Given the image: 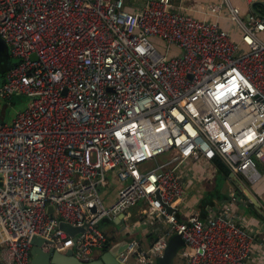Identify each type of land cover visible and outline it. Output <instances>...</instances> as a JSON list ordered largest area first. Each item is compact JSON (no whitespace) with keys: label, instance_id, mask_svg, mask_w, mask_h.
I'll return each instance as SVG.
<instances>
[{"label":"built area","instance_id":"obj_1","mask_svg":"<svg viewBox=\"0 0 264 264\" xmlns=\"http://www.w3.org/2000/svg\"><path fill=\"white\" fill-rule=\"evenodd\" d=\"M254 1L246 13L210 2L199 18L173 0L137 10L126 0H0V37L16 58L0 98L29 97L0 121L1 262L31 264L34 235L44 250L89 261L110 247L101 220L142 202V222L167 228L147 249L133 237L121 262L162 255L177 233L187 264L246 263L256 236L234 216L236 190L201 215L185 202L180 166L218 157L250 183L262 176L264 5L258 14Z\"/></svg>","mask_w":264,"mask_h":264},{"label":"crops","instance_id":"obj_2","mask_svg":"<svg viewBox=\"0 0 264 264\" xmlns=\"http://www.w3.org/2000/svg\"><path fill=\"white\" fill-rule=\"evenodd\" d=\"M145 1L146 0H126V7L129 10H137ZM217 1L219 0H173L175 4L184 6L189 13L199 18H208V16H205L204 13L200 11V6ZM236 4L246 13V10L248 9L246 3H244V6L238 3ZM209 18L213 17L209 15ZM222 24L228 28L232 27L233 29L231 28V30L233 37L238 38L236 28L233 26L230 27L229 22L226 20H223ZM3 78L4 73L2 74V81ZM261 163L262 165L259 170L262 173V176L257 182L250 183L243 179V177L230 174V176L226 178V181H228V188L223 191L214 189L211 186V178H214L217 174L216 166L212 162L203 159L198 162L188 160L180 166V171L186 179L189 191V195L185 202L193 208L198 209L201 215L207 213L206 207H209V205L214 208L220 206L221 203L229 197L231 191L233 189L236 190L239 196V200L234 206L236 219L256 236L252 254L245 264H264V161ZM214 192L215 197H213L212 201H209L210 194H213ZM207 196H209L208 199ZM105 197L108 202L115 199V185L109 190V192H106ZM143 214H145L144 204L139 202L129 207L124 214H119L113 220L102 221L100 226L110 237V247L118 244L121 246V250H124L126 247V241H130L134 237L139 240L143 249H147L150 246L148 240L149 236L154 233L157 234L158 231H163L167 228L166 223L158 220L143 223L142 221H145V219L142 220V217H144ZM181 215L184 216L183 214ZM139 222L142 223L139 224ZM104 252L105 251L102 250H96L94 258L100 257ZM185 253L186 247L184 246L179 249L177 256L174 258L173 264H187ZM139 261L140 260H137V257L132 256L126 263L135 264ZM0 264L4 263L0 261Z\"/></svg>","mask_w":264,"mask_h":264},{"label":"water","instance_id":"obj_3","mask_svg":"<svg viewBox=\"0 0 264 264\" xmlns=\"http://www.w3.org/2000/svg\"><path fill=\"white\" fill-rule=\"evenodd\" d=\"M264 5V0H255L251 3V8L258 14H261L258 8H255L256 5ZM0 47L5 50V54L8 53V45L3 38L0 37ZM48 211L51 212L53 209V204L48 205ZM166 208L169 212L173 208L169 205H166ZM60 228L64 229L71 235H75L77 231L82 230L80 226H73L69 222L61 221ZM157 234H151L149 236V245L151 246L157 240ZM46 241L45 238L39 235H34L31 239V264H130L123 263L118 258L117 255L121 250V246L118 244L112 245L107 251L101 254L98 258H93L89 261H81L73 254V249L68 248L65 252H61L54 248L49 250H44L42 248L43 243ZM130 241H126V246ZM184 245V240L182 237L175 233L172 234L168 239V244L164 250V253L160 256H157L153 259L141 260L135 264H173L174 258L177 256L179 249ZM126 248V247H125ZM139 250L142 249L140 246Z\"/></svg>","mask_w":264,"mask_h":264},{"label":"rangeland","instance_id":"obj_4","mask_svg":"<svg viewBox=\"0 0 264 264\" xmlns=\"http://www.w3.org/2000/svg\"><path fill=\"white\" fill-rule=\"evenodd\" d=\"M235 3L241 4L242 6H244V2L245 0H233ZM247 11V10H246ZM243 12V10H242ZM245 13V12H243ZM234 28H236V26H233ZM236 32V29H235ZM3 54V50L0 49V61L2 60L1 55ZM3 56H5L3 54ZM11 59V58H10ZM13 61L16 60L15 57L13 58ZM9 61H7L6 63L3 62L2 64H0V83L2 81V68H6V66H8L10 63H8ZM29 97L27 95L24 94H15L11 99H5V98H0V121L3 122H10L12 119H14V117L20 112L22 111L27 103H28ZM262 161H258V168H261V163ZM244 179V178H243ZM227 179H224V177L222 176H218L217 179L215 178H211V182H212V187L214 189L217 190H227L228 188V181H226ZM234 216L236 218V215L234 213ZM66 251V250H65ZM64 251V252H65ZM63 252V251H61Z\"/></svg>","mask_w":264,"mask_h":264},{"label":"trees","instance_id":"obj_5","mask_svg":"<svg viewBox=\"0 0 264 264\" xmlns=\"http://www.w3.org/2000/svg\"><path fill=\"white\" fill-rule=\"evenodd\" d=\"M260 5V4H259ZM0 49L1 50H3V54L5 55V56H3V54L1 55V57H2V60L0 61V64H2L3 62H7V61H9L8 63H10L8 66H6V68H2V74L3 73H5L6 72V70L9 68V66H11L12 64H15L16 63V60H14L13 61V59H12V55L10 54V52H9V50H8V53L7 54H5L4 52H5V50L4 49H2L1 47H0ZM11 58V59H10ZM14 58V57H13ZM16 59V58H15ZM212 163L213 164H215V166H216V176H214V178L215 179H217V177L218 176H222V177H224V179H226L227 177H229L230 176V174H231V171L227 168V166L220 160V158H218V157H215V158H213V160H212ZM240 177H242V175H239ZM218 196H219V193H218ZM213 197H215V192L213 193V194H210V199H208L209 198V196H207V199L209 200V201H212V199H213ZM178 217L180 218V219H182L183 218V216L179 213L178 214ZM104 220H109V221H111V220H113V219H108V218H104V219H102L101 220V222L102 221H104ZM100 222V223H101ZM108 235V234H107ZM109 236V235H108ZM109 239H110V237H109ZM111 241V240H110ZM111 244V243H110ZM182 247H184V245L182 246ZM181 247V248H182ZM109 248H108V246L107 247H105L104 249H102V251H107Z\"/></svg>","mask_w":264,"mask_h":264}]
</instances>
